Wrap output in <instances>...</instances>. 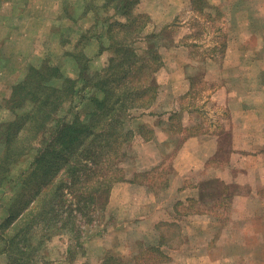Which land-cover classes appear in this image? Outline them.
<instances>
[{
	"label": "rangeland",
	"instance_id": "1",
	"mask_svg": "<svg viewBox=\"0 0 264 264\" xmlns=\"http://www.w3.org/2000/svg\"><path fill=\"white\" fill-rule=\"evenodd\" d=\"M106 2L108 0H14L11 3L18 15L12 19L13 31L6 28L10 18L4 17L10 7L1 2L0 37L10 34L9 40L16 48L11 52L1 50L3 56L10 53L12 56L3 59L5 63L1 65L0 103L9 97L12 87L22 79L32 62L40 66L47 58L48 47L59 43L62 36L71 39L68 46L71 48L77 38L90 29L89 56L100 50V41L107 46V24H114L116 20L125 22L126 17L112 18L113 10H103ZM133 14H142L149 20L145 35L156 32L162 37L159 54L163 66L156 74L159 95L167 84L166 75L160 74L167 71L166 63L171 58L193 62L187 69L192 72V77L185 82L190 85V91L169 98L165 103L167 110L184 107L194 112L206 127L201 128V132L208 130L207 126H211L209 131H214L216 127L213 126L219 122L226 126L221 131L224 133L220 153L223 161H227L232 153L233 122L237 128L236 139L242 141L243 148L248 147L251 131L264 130V127L253 128L251 118L252 111L254 117L259 115L258 112L264 113V0H139ZM141 40H138L137 48L144 50L146 43ZM93 64L100 68L103 59H94ZM67 71L74 76L77 69L69 66ZM164 89L163 98H166L167 90ZM153 109L144 114L134 113L130 126L155 117L151 113ZM60 115L64 116L65 112ZM124 163L128 169L134 159L129 157ZM31 164L32 157H24L13 168V177L27 171ZM173 167L167 164L163 172H152L148 180L155 183L154 187H162L163 182L172 177ZM240 179L243 183L239 190L241 196L228 201L226 211L216 209L214 213L204 214L195 201L187 202L177 207L176 220L168 221L172 226L131 223L129 208L140 210L148 206L153 194L145 188L131 193L119 187L111 194L104 218L82 239L83 248L78 246V240L72 234L57 233L45 243L44 255L52 264H101L106 257L133 260L147 248L150 239L153 241L164 234L163 249L170 259L165 264H264V191H251L249 183L255 178H249V174ZM135 180L148 181L143 176H137ZM194 182L196 184L198 178ZM4 191L0 190V222L8 214L6 206L16 196L7 189ZM149 216L157 220L162 216L169 217L170 213L166 216L162 209ZM191 219L201 223L187 224ZM151 231L152 237L145 243L144 235ZM7 263L6 257L0 258V264Z\"/></svg>",
	"mask_w": 264,
	"mask_h": 264
},
{
	"label": "trees",
	"instance_id": "2",
	"mask_svg": "<svg viewBox=\"0 0 264 264\" xmlns=\"http://www.w3.org/2000/svg\"><path fill=\"white\" fill-rule=\"evenodd\" d=\"M138 4L108 0L103 10L126 20L107 24V46L100 41V50L89 56L90 29L71 48V39L62 36L0 103V190L16 195L0 222V258L7 264H52L43 250L57 233L72 234L83 248L82 239L104 218L113 188L126 181L123 164L136 134L130 122L134 113L144 114L157 103L156 74L163 66L162 37L145 35L149 20L133 14ZM140 39L144 50L137 48ZM106 52L107 62L94 69L93 60ZM69 66L76 75L68 73ZM170 122L179 125L173 116ZM140 130L145 140L153 139V130ZM27 156L31 166L14 178L13 168ZM142 176L148 180L151 173ZM142 184L156 194L155 183ZM230 200L224 197L211 213L226 211ZM164 239V234L154 238L133 260L106 257L100 263L165 264L170 259Z\"/></svg>",
	"mask_w": 264,
	"mask_h": 264
},
{
	"label": "crops",
	"instance_id": "3",
	"mask_svg": "<svg viewBox=\"0 0 264 264\" xmlns=\"http://www.w3.org/2000/svg\"><path fill=\"white\" fill-rule=\"evenodd\" d=\"M13 1L0 0V6L3 2H6L5 4H9L6 7H10V10L5 12L4 16L10 18L8 21L9 27H6L10 31H13L12 19L17 18L18 15V12H14V5L11 3ZM2 13L0 12V19L2 18ZM9 39L10 34L3 35V38L0 37V69L2 63H5L3 59L7 60V56L10 54V57L12 56V53L3 56L1 50L8 49L11 52L16 48L15 43L10 42ZM105 54L96 58V60L103 59L102 67L109 58V55ZM192 64L193 62L189 59L179 60L177 57L171 58L166 63L165 69L168 72L166 71L164 72L166 74L161 73L160 75H166L165 77L167 78V84L164 87L167 90V97L163 98L164 93L162 92L165 89L162 87V94L160 93L157 103L151 112L155 117H145L148 120H142V117V122H136L132 124L135 126H131L136 134L128 146V156L134 159V164L128 169L124 166L126 181L115 186L111 194L113 195L119 187H122V189L131 193L145 188L148 193H151L150 195H154H152V201L147 203L148 206L141 207L140 210H136L138 208L132 206L129 208L131 210L130 218L133 219L130 220L131 223H148L153 226L154 224L168 222L170 219L177 217V205L179 203L186 205L189 200H194L204 214H211L214 207L224 197L228 196L232 200L240 198L239 190L242 187L241 184H243L240 177L245 174H249V178L250 176L255 178V180L252 179L253 181L249 183L253 193L259 190L264 191V137L261 136L264 134V130L262 132H258V130L251 131L253 133L251 134V140L248 141V147L243 148L241 146L243 144L242 141H238L235 137L237 128L235 122H233L232 130L234 136L231 138L232 153L229 155L227 161H223L220 159L221 145L224 141V133H221V131L226 129V126H221L219 122L217 126H213V128L216 127L214 131H209L211 126H207L208 130L201 132V128L206 127L202 126V122L194 112L192 113L184 107L167 110L165 103L169 101V98L190 91V85L188 86L185 82L192 77V72L187 71L188 67H191L190 65ZM92 65L94 64L92 63ZM100 68L94 67L96 70ZM184 68L187 72H185ZM178 114H185L187 116ZM258 114L254 117L252 111L251 118L252 123H254L252 127L255 129L264 127V113L260 115L258 112ZM172 116L179 125L170 122ZM144 126L154 131L153 139L145 140L140 135V129ZM175 128L177 130H174ZM167 164L172 165V167L174 166L173 173L170 171L172 177L170 179L168 177V180L163 182L166 186L158 187L156 194L149 191L146 185L135 180L137 176H142L143 174L155 171L163 172ZM260 173L262 174V178ZM195 178H198L196 184L194 182ZM169 195L172 198L169 199ZM162 209H165L166 216L169 213L170 216L167 218H163L162 216V218H158L157 220L149 216L156 211L162 212ZM136 211H141L142 214H135ZM195 217L197 218V216ZM143 218L146 220H139ZM196 223L201 222L196 219L187 220V224ZM209 223L211 222L209 221ZM150 237H152V231L150 234L146 233L144 235L145 243ZM141 240L143 239L141 238ZM149 241L151 243L152 240L150 239Z\"/></svg>",
	"mask_w": 264,
	"mask_h": 264
}]
</instances>
